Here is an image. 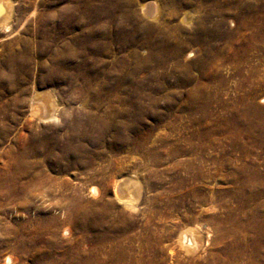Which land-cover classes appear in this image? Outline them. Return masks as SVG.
Returning <instances> with one entry per match:
<instances>
[{"label": "rangeland", "instance_id": "obj_1", "mask_svg": "<svg viewBox=\"0 0 264 264\" xmlns=\"http://www.w3.org/2000/svg\"><path fill=\"white\" fill-rule=\"evenodd\" d=\"M110 1L116 3L111 16L97 21L91 15L89 23L112 40L102 39L109 50L99 59L88 58L98 79L85 85L75 74L81 57L58 67L52 83L42 79L40 67L52 65L56 48L60 53L77 43H70L71 36L83 26L61 27L60 10L72 0H8L11 17L6 31L0 27V235L6 227L10 235L23 231L26 244L13 251V264H193L197 254L177 241L189 227L206 240L196 258L200 264L230 258L264 264V194L250 197L264 186V142L257 145L245 127L253 124V135L264 131V112L262 120L248 123L241 114L237 130L229 122L233 110L241 111L238 97L250 91L252 102L264 105L258 99L264 94V50L248 34L264 14V0H155L157 19L141 12L147 0ZM126 3L133 11L128 17ZM170 7L174 17L168 19ZM49 13L51 19H44ZM163 21L170 22V39L181 43L180 58L161 67L149 60L151 67L135 71L131 52L146 55L153 35L144 26L157 29ZM133 29L134 35L126 33ZM118 31L123 35H112ZM18 50L26 51V66L8 61ZM121 56L127 76L147 83L137 92L134 84L106 82L115 77L113 60ZM34 91L54 95L56 121L31 115ZM120 96L125 103H117ZM132 108L139 109V119L133 120ZM118 110L123 112L116 116ZM91 115L127 128L101 133ZM68 144L78 150L62 154ZM253 168L262 176L250 181ZM119 180L130 206L114 193ZM249 216L263 225L260 237L248 227ZM228 230L231 239L223 233ZM241 241L243 247L234 248ZM7 250L0 246V255Z\"/></svg>", "mask_w": 264, "mask_h": 264}, {"label": "bare ground", "instance_id": "obj_2", "mask_svg": "<svg viewBox=\"0 0 264 264\" xmlns=\"http://www.w3.org/2000/svg\"><path fill=\"white\" fill-rule=\"evenodd\" d=\"M103 2H105V4H101V3L98 4V3L93 2V0H83V3L80 4L79 0H72L71 4L66 5L65 7H63L60 10V12L63 14L62 16L65 17V20L63 21V24L61 25V27L63 29H68V28L70 29V28H72V27H74L76 25L83 26V28L80 29L81 31L75 32L74 35L72 34V36H71L70 43L72 41L73 42H77V43H75L74 47H70L69 44H66L67 45L66 46V50L62 51L60 53L57 52L58 48H56L54 53L53 54L51 53L52 54L51 61L53 62L52 65L51 66L50 65H46L44 63H42V65H40L42 71L46 72L44 74L45 76H43L44 78H42L45 82L52 83V82L57 81L58 78H59L58 75H57L58 73L56 71L57 68L65 66V64H64L65 61L76 59L78 57H81V60L77 63L78 65L76 64L77 68L75 69V71H76L75 74L77 76H81L82 77L83 84H85V85H88V84L91 85V83H96L97 82L98 75L97 76H94V75L92 76V73L95 70L92 67L93 65H92L91 61L88 60V58L90 56H93L95 59H99L98 55L100 56L102 53L108 52L109 46L107 45L108 48H106V44L104 43V41L102 39L105 38V37H108L110 40H112V39H111V36H110V34L108 32L99 31L98 30V27H97L98 24L97 25H91L90 24L91 23L90 19H91V15L92 14H93V17L97 21L101 18L100 16H106V17L111 16L112 12L114 10V6L116 4V3H114L113 1H110V0H104ZM128 6L129 5H127V3H126L125 9L123 10V16L124 17L131 16L132 13H133V11L128 8ZM139 8H140L141 12L145 16L150 18V19H157L159 14H160V11H161L160 5L155 0H147L146 2L140 4ZM171 8L172 7H170V9H169L168 19H171V17H174V14L171 11ZM11 10H12V6L8 2V0H0V27L3 30H5V31H6L7 27H8L9 19L11 17ZM43 15H44V19H46V18L51 19V16H53L52 13L43 14ZM254 17H256V18L259 17L260 20L258 21L257 24H253L251 26V28H250L251 32L248 33V34L250 35V38L254 37L255 42L257 43V47H259L262 50H264V14H261L258 17L257 16H253V18ZM186 18H187V14L183 13L182 14V19H186ZM42 19L43 18H41V20ZM67 19L68 20L71 19L73 24L72 23L69 24L67 22L64 23ZM168 19H167V21H168ZM164 21H163L161 26L157 25V29H156V26H154V25H145L144 26L143 30L145 31V33H151V34L153 33V35L151 37L152 39L149 41L150 43H149V47H148V49L146 51V55H141L137 51L131 52V57H133L135 59V61H136L135 71L138 72V71H141L144 68H148V66H150L149 63H148L149 60L156 62L161 67V65H164L166 63L168 58H174L175 60H178L180 58V56H181V43H180V41H177L176 38L170 39V36L171 35L173 36V33L171 32L172 28H171V26L169 24L170 22H164ZM239 23H240V21H239ZM238 27H240V26L238 25ZM135 32H136V29H133L130 32L126 31V33H128V34L131 33L130 34L131 36L134 35ZM46 33H49V32H46L44 30L43 34L46 35ZM63 33H64V31H63ZM56 34L57 33H53V35H56ZM50 35H48V38H49ZM112 35H114V36L123 35V32L122 31H118L117 33L114 32V33H112ZM92 40H94L93 41L94 42L93 46H91L92 45L91 44ZM127 41H128V38L126 37V38H122L121 42L120 41L119 42L121 43V45H125ZM244 49H246V48H244ZM187 55H190V53H188ZM126 60H127V58H125L123 56H121L119 58L117 57V58H115L113 60L114 67L112 69L113 71H111V74H114L113 76H115V77L113 78V80H110V81L107 80L106 82H107V84L109 86H113V87H115V86L116 87L117 86L120 87V85H122V84L132 85L133 86V84H134L135 88L133 90H134V92H137L138 91V88H137L138 85H141V84L143 85V84H147V83L144 82V81L141 82L139 80H134L129 75L127 76V73H126L127 71L123 69V66L126 63ZM8 61L9 62L10 61L18 62L19 64H21L23 66H26L27 61H28V56H27V53H26L25 50H18V51H14V52L9 54ZM103 63H105V62H103ZM189 64H191V63H188V64L185 65L186 68H188ZM124 68H126V67L124 66ZM110 69H111V67H110ZM24 72H26V71H24ZM154 72H156V70L154 71V69H151L150 70V74H148L149 77L155 79V77H157V76H156V73H154ZM132 73H133V71H132ZM244 80H246V79H242L240 82H244ZM156 86L157 85H155V87ZM252 92L250 91L246 95H242V96L238 97V98L241 99V103H242L241 111L236 113L233 110L231 115H230V118H229V122H231L233 128H235L237 125L240 124V122H242L241 121L242 118L240 116L241 114L244 115L243 116L244 117L243 118L244 119V123L252 122V121L255 120V118L257 120H262L260 118V115H261L262 112H264V105H257L256 103L252 102L253 101ZM125 97H126V95H125ZM129 97H131V96H128L127 98H129ZM115 98L118 101L117 103H125L126 99L122 98L121 96L120 97H115ZM258 99H259V101H264V94L262 96L258 97ZM55 100L56 99H55L54 95H51L49 92H44V91L36 92V91H34L32 94H30V97H29V106H28L29 112L31 113V115L35 116L38 120H46V119L50 120L51 119V120L56 121L58 118H57V113H56V101ZM112 100L114 101V99H112ZM247 100L250 101V102H248ZM112 103H114V102H112ZM122 112H123V110L115 111V115L118 116ZM132 112H133V120L139 119V115H140L139 109L136 110V109L132 108ZM91 116H90L91 118H90V121H89L90 124H96L98 126V128H99V131L101 133H103V131H105L106 128L108 129V127H111V126H115L118 129L120 127L127 128V124L119 125L120 124L119 123V124L116 125V122H115L114 125H112V121L105 120L104 119V115H101L100 117H95L94 115H91ZM262 126L264 127V125H262ZM245 127H246V132H248L250 134V136L249 135L248 136L251 137V139H253L257 143V145L258 144H262L264 142V131L263 130H261V132L258 135H253V124H249V123L245 124ZM130 128H132V125L130 126ZM235 130H237V127L235 128ZM68 145H70V144H68ZM135 146H137V145H135ZM77 150H78V145L77 146H74V145L66 146L62 150V154L70 155V154L75 153ZM261 176H262V174L260 172H258L257 169L253 168V170L251 172V176H250V181H253V180L255 181L257 179H260ZM126 183H128V182H126ZM124 184H125L124 181H121V180L117 181L115 183V185H114V189L113 190H114V193L117 196V198L122 202V204L129 205L130 204L129 203L130 200H129V198L127 196V193L125 191ZM95 191L96 190L94 188H92V192L94 193ZM262 194H264V186L261 189L259 188V190H257L256 192L251 193L250 197H258V196H260ZM129 196H131V195L129 194ZM248 227L249 228L255 227V229H257V233L259 234L258 237H260L263 225H261L259 222H255V220H253L251 218V216H249ZM1 230H2V235H0V246L8 248L7 252H5L4 254L0 255V257L2 256L1 264H13L14 262H17V260H18V257H15L12 254V253H14L13 251H15L16 248L26 250V247H25L26 244H25V240H24V232L23 231H18L17 233H20V234H16L15 233V235H10L9 234V230H8L7 227L5 229L2 228ZM223 233L226 236L229 235L228 237L230 239L233 236V235L230 234L231 231H229V230H228V232H226V233L223 232ZM177 241H178V243L183 245L185 248H187L185 252H187L189 250V252H191L190 254L196 253L197 255H194V258L192 259L193 264H200V263L196 262V258L200 256L198 254V251L199 252L203 251L202 246L204 244V241L206 242V240H205V238L204 239L202 238L201 233L198 230V228H195V227H193V228L189 227V228H186V229L183 228V230L178 232ZM243 245H244V243H243V241H241L240 243H237V244L234 243L233 246H234V248L237 247V248L240 249L241 247H243ZM227 254L229 256H234L233 253L228 252V251H227ZM119 256L121 257L122 254H120ZM79 259H81V258H79ZM235 260H236L235 258H233V259L230 258V259L227 260L226 264H234Z\"/></svg>", "mask_w": 264, "mask_h": 264}]
</instances>
